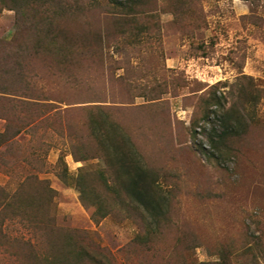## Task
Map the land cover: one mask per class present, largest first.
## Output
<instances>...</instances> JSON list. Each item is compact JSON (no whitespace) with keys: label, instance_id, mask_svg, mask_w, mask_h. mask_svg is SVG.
Instances as JSON below:
<instances>
[{"label":"rangeland","instance_id":"rangeland-1","mask_svg":"<svg viewBox=\"0 0 264 264\" xmlns=\"http://www.w3.org/2000/svg\"><path fill=\"white\" fill-rule=\"evenodd\" d=\"M13 14L0 36V264H264V0H32ZM215 95L250 99L222 152L220 117L205 118ZM98 112L159 173L170 206L155 232L106 190ZM81 174L105 216L82 201Z\"/></svg>","mask_w":264,"mask_h":264},{"label":"trees","instance_id":"trees-1","mask_svg":"<svg viewBox=\"0 0 264 264\" xmlns=\"http://www.w3.org/2000/svg\"><path fill=\"white\" fill-rule=\"evenodd\" d=\"M31 1L0 0V3L2 8L18 12L22 6H30ZM241 93L245 97L252 95L244 89ZM212 98L211 105L215 106V109H210L205 118L209 119L212 114L220 117L221 129H215L210 135V140L215 148L222 152L226 148L229 149L231 137H238L244 132L249 108L245 104H248L250 99L228 105V101L218 95ZM248 114L251 118V113ZM88 125L90 134L96 142L98 154L107 168L105 172L101 171V174L108 194L138 211L146 226L153 232L157 231L161 222L168 218L170 206L159 173L146 163L132 138L117 122L110 119L109 115L103 112L92 114ZM3 134L4 132L0 133V136ZM17 134L19 132L13 136ZM10 138H6L4 142ZM77 159L85 160L87 157H77ZM84 179L82 174L77 179L82 201L96 207L95 215L105 216L107 211L103 196Z\"/></svg>","mask_w":264,"mask_h":264},{"label":"crops","instance_id":"crops-1","mask_svg":"<svg viewBox=\"0 0 264 264\" xmlns=\"http://www.w3.org/2000/svg\"><path fill=\"white\" fill-rule=\"evenodd\" d=\"M14 20L13 10L4 9L0 12V36L9 37L13 33Z\"/></svg>","mask_w":264,"mask_h":264}]
</instances>
